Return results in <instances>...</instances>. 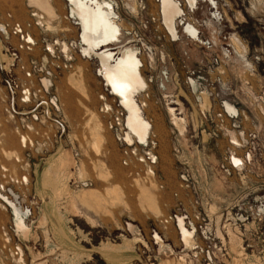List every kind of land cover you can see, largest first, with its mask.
<instances>
[{"label":"rangeland","instance_id":"374dc122","mask_svg":"<svg viewBox=\"0 0 264 264\" xmlns=\"http://www.w3.org/2000/svg\"><path fill=\"white\" fill-rule=\"evenodd\" d=\"M49 1L53 16L27 0H0L1 10L31 23L35 45L21 54L24 62H61L43 50V40L61 42L58 30L65 32L70 22L62 1ZM109 1L117 6L120 43L137 49L143 64L148 88L137 99L151 125L146 149L155 164L139 162L140 149L125 158L108 128L117 107L110 96L111 111H100L99 95L107 92L95 57L73 50L70 67L41 94L43 101L55 95L59 110L49 109L51 119L43 124L28 120L33 131L25 132L26 144L15 131L18 120L4 114L0 81V193L7 200L16 194L33 209L21 231L0 200V227L9 228L8 237L0 229V264L15 263L16 245L24 264H264V0H174L182 9L176 37L163 24L161 0ZM76 40L77 34L70 42ZM62 42L72 51L69 41ZM227 106L239 111L236 130L217 116ZM200 112L206 115L202 135ZM55 122L64 124L63 133ZM219 122L225 131L217 138ZM232 135L239 144L233 152ZM249 150L250 164L226 166L231 153L243 159ZM91 189L93 198L78 199ZM178 218L191 232L189 244Z\"/></svg>","mask_w":264,"mask_h":264},{"label":"built area","instance_id":"2783aa9c","mask_svg":"<svg viewBox=\"0 0 264 264\" xmlns=\"http://www.w3.org/2000/svg\"><path fill=\"white\" fill-rule=\"evenodd\" d=\"M67 9L66 18L71 20L74 24H79L78 17L71 11L72 8V1L71 0H63ZM90 2L91 0H87ZM102 1V0H99ZM109 3H111L109 0H107ZM157 1V0H156ZM142 3V2H140ZM112 7L114 11H116L117 6L113 3ZM111 7V8H112ZM31 17L39 19L35 12L30 13ZM118 18V17H117ZM116 18V19H117ZM42 19V18H40ZM39 19V20H40ZM35 25H38L39 27H43L39 23V21L35 22ZM31 23L25 22L22 24L20 21L16 20L10 11H1L0 10V53L4 56H6V61L2 58H0V81L4 88V100H3V111L5 116L14 123V121L18 120V122H15V131L16 133H21L20 138L24 137L25 141L23 143L26 144L27 137L25 132H31L32 125L31 122H37L40 124H43V122L46 120L51 119L50 112H55L59 110V107L57 105V97L55 95H50L48 98V101H43L44 99L41 94H48L49 90L52 87L51 79L53 76V72L47 69V62L42 61L41 63H37L34 60H30L29 62H24L21 58L22 53H27L29 51H32L33 46L35 45L34 42L29 40V37H31L34 40V36L30 33ZM12 38H15L14 44L11 43ZM44 43V51L46 53L50 54L51 58H57L61 59V62L56 65V68H62L66 69L70 67V62L72 61V55L71 53H68L67 51H64L63 42L60 41H53L51 46L46 45V41L43 40ZM67 46L77 48L78 52L82 57H85L82 54L81 51V45L78 42H69ZM51 47V48H50ZM54 47V49L52 48ZM54 51V52H53ZM55 53H58V56H55ZM87 58V57H85ZM42 75L43 77H37L35 79V76ZM45 76H48L49 79H46ZM36 80L39 82V87L35 88L34 84L36 83ZM106 89V93H103L99 95V99L102 101L100 111L108 115L111 111V105L107 103V99L111 96L114 99V102L116 103L115 106L117 107L115 113L108 118L107 120V126L110 130H112L116 136L117 142L120 144L123 150V154L125 158H129V154L136 155V150L140 149L142 150V156L138 157L139 162H145L147 161L150 167L155 164L156 157H154L151 154L150 149H146L148 144H140V143H134L130 144L125 140V133H126V124H125V111L119 107L118 102H116V98L110 94V92L107 90V87L104 86ZM38 97V102L32 106L31 109L27 110H21L23 106L26 104H31L33 100H35ZM47 100V99H46ZM43 106V107H42ZM40 107L43 108L42 111H37ZM54 108L55 111L52 109ZM230 108V109H229ZM226 107L223 113L217 114L218 117L221 119L226 118L229 123V125L234 126L235 130L238 128L239 124L237 121V117L240 115L239 111L232 107ZM50 109V112H49ZM260 113L264 116V110H261ZM225 116H222L224 115ZM55 115V114H52ZM199 126L200 130L199 133L202 135V133H206L205 130L202 128L203 124H205L206 121V115L203 112L199 113ZM219 119V118H218ZM29 120V121H28ZM56 127L59 129L60 133H63L64 131V124L62 122H55ZM219 129L220 132L217 131L218 136L217 138L222 136L223 131V124L219 122ZM233 129V128H231ZM213 133V132H212ZM214 134V133H213ZM234 138V136L232 135ZM230 137L229 145L230 150L233 152L235 147H237L239 144L236 141V138ZM21 142V144H23ZM234 160H238V164L234 162ZM251 152L250 150L246 154L245 158L241 159L238 157H235L233 153L229 155V158L227 159L226 166H229L232 170L239 169L242 165L244 166L245 163L250 164L251 162ZM126 160H123V163L126 165ZM246 167V166H245ZM223 169H226L223 167ZM22 181L23 178H22ZM25 182V181H24ZM18 183V182H17ZM10 200H7L6 197H3L0 193V200L2 201L3 207H9L10 213L14 217L12 206H17L21 211L23 215V220H27V218H30L33 214V209L30 205H25L19 202V196L16 194H11ZM1 205V204H0ZM0 229L2 230V233L4 236H9V228L1 226ZM16 259L14 260V264H24L23 261V255L21 252L20 246L16 245L14 246V249L11 253Z\"/></svg>","mask_w":264,"mask_h":264},{"label":"bare ground","instance_id":"6f19581e","mask_svg":"<svg viewBox=\"0 0 264 264\" xmlns=\"http://www.w3.org/2000/svg\"><path fill=\"white\" fill-rule=\"evenodd\" d=\"M30 1L36 6V8L41 10L45 16H53L54 15V11L52 9V6L49 4L48 0H30ZM71 1H72L71 11L79 19V26H80L79 29H81V30L79 32L80 36H78V39L81 43L82 54L87 58L95 57L98 60L97 61L98 62V74L100 75L101 82L103 83L104 86L107 87V90L110 92V94L116 98V102H118V105L125 111V124H126L125 140L127 142H129L130 144H134V143L147 144V141L149 138V130L151 128V125H150L149 121L146 120L145 116L143 115V110H142L143 103L138 102L137 98L143 92L146 91V89L148 88V82L146 81L145 77L142 75V72H141V68H142L143 64H142L141 59L139 58L138 50L135 48H132V47H128L126 45L124 46V45H122V43H120V35H121L120 27H119L120 24L118 25L116 22V20H117L116 18L118 16L116 14V11L112 10L113 9L112 4L109 3L107 0H102V1L91 0L90 2H88L87 0H71ZM163 11H164V17H165L166 23L168 24L170 30H173L172 19L174 17H177L176 15H178L179 11L175 10V13L172 14L170 12V5H169L168 1L163 2ZM47 28H51V25H48L46 27V29ZM187 29L189 31H191L192 34L195 33V29L193 28V26L187 25ZM29 40H31L30 37H29ZM170 112L172 113L173 110H170ZM172 116H173V120H175L177 118L175 113H172ZM24 139L25 138L22 137L21 140L24 141ZM234 162H236V164L239 165L238 160H234ZM81 167H82V165H81ZM149 172H151V171H149ZM43 175H45V174H43ZM43 178H44V176H43ZM26 180L27 179L25 178L24 181H26ZM47 183L48 182L46 181V184ZM60 183H62V182H60ZM56 184H58V183L56 182ZM54 186H55V184H54ZM48 189H50V188H48ZM54 189H55V187H54ZM142 189L144 190V187ZM142 189H140V190H142ZM55 191H57V190H55ZM93 191H92V189L89 190L88 193L84 194V196H82V197L78 196V194H77V197L81 201L88 200L89 198L91 199ZM142 191H140V192L142 193ZM144 192H146V191H144ZM141 193H139V194H141ZM146 193H148V192H146ZM143 195H145V193ZM96 196H98V194H96ZM146 196H147V194H146ZM93 197L94 196H92V198ZM54 199H56V198H54ZM90 204H91V202H89V205H88L89 207H90ZM153 206H155V205L153 204L152 207ZM12 209H13V213H14V217H15L14 222H15L16 227L21 231H25L27 229V226L23 220L22 211L15 205L12 206ZM155 209H156V207L154 208V211L157 210V209L156 210ZM56 210H57V208H56ZM152 210H153V208H152ZM178 225H179V228L181 231L182 239L184 240L185 243H188L189 237L191 236V232L183 226V221L181 218H178ZM35 234H36V232H35ZM191 242H192V240H191ZM106 247H108V246H106ZM65 255H63V256H65ZM81 255H82V253H81ZM85 255H86V253H85ZM104 259H106V258H104Z\"/></svg>","mask_w":264,"mask_h":264},{"label":"crops","instance_id":"0c3cea01","mask_svg":"<svg viewBox=\"0 0 264 264\" xmlns=\"http://www.w3.org/2000/svg\"><path fill=\"white\" fill-rule=\"evenodd\" d=\"M28 1V3L30 4V5H32V6H34V7H36L30 0H27ZM62 2H63V4H64V10H65V16H63L64 18L66 17V11H67V9H66V6H65V3H64V1L63 0H61ZM164 1H168L169 2V5H170V12L172 13V14H174L175 13V10H178L179 12H178V15L180 16L181 14H182V9L180 8V6L174 1V0H161L160 1V13H161V17H162V21H163V24H164V26H165V28L168 30V32L171 34V36L172 37H176L177 36V32H176V27H175V20L179 17L178 15H176L177 17H174L173 19H172V24H173V30H170V28H169V26H168V24L166 23V21H165V17H164V11H163V2ZM196 0H188V2H189V4H193L194 2H195ZM48 2H49V4H50V1L48 0ZM51 5V4H50ZM1 10V9H0ZM1 11H8V10H1ZM40 12H42L41 10H39ZM56 11V10H55ZM11 12V11H10ZM62 11H60V13L58 14L57 12V16H56V20H58V19H61V17H62V13H61ZM45 18V17H44ZM54 19V20H55ZM67 19V18H66ZM65 19V20H66ZM53 20V21H54ZM69 22H70V24L67 26V30H65L64 29V31L66 32H62L61 30H58L59 31V33L56 35V37L59 39V40H61V42L63 41V39L64 40H66V41H69L70 42V40L73 38V37H75L76 36V34H77V40H76V42H78L80 45H81V43L78 41V36H80V30L81 29H79L80 28V26H79V24H74L73 22H71L69 19H67ZM52 21V22H53ZM60 21V20H59ZM189 25V24H188ZM68 32V33H67ZM56 37H54V39H56ZM46 42H48V41H50V39H48V38H45L44 39ZM65 43V42H64ZM73 50H75V48H72V51H69L70 53H72L71 55H72V57H73ZM46 55V54H45ZM80 56L81 58H82V56L80 55V53L78 52V50L76 51V56ZM46 56H48V55H46ZM49 57V56H48ZM56 65L57 64H52V63H49V64H47V69L48 70H50V71H52L53 72V76H52V80L59 74L58 72H61V71H63V69L62 68H56ZM47 79V78H46ZM228 108H229V106H228Z\"/></svg>","mask_w":264,"mask_h":264}]
</instances>
